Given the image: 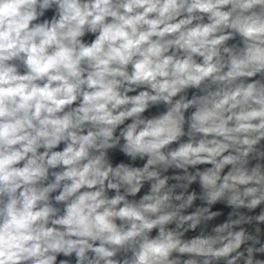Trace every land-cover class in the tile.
<instances>
[{"label": "clouds", "instance_id": "obj_1", "mask_svg": "<svg viewBox=\"0 0 264 264\" xmlns=\"http://www.w3.org/2000/svg\"><path fill=\"white\" fill-rule=\"evenodd\" d=\"M0 264H264V0H0Z\"/></svg>", "mask_w": 264, "mask_h": 264}, {"label": "water", "instance_id": "obj_2", "mask_svg": "<svg viewBox=\"0 0 264 264\" xmlns=\"http://www.w3.org/2000/svg\"><path fill=\"white\" fill-rule=\"evenodd\" d=\"M188 235H189V236H191V235H195V233H189Z\"/></svg>", "mask_w": 264, "mask_h": 264}]
</instances>
